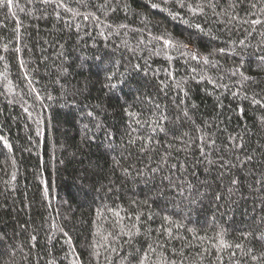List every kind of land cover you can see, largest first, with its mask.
Masks as SVG:
<instances>
[{
  "label": "trees",
  "instance_id": "16d2710c",
  "mask_svg": "<svg viewBox=\"0 0 264 264\" xmlns=\"http://www.w3.org/2000/svg\"><path fill=\"white\" fill-rule=\"evenodd\" d=\"M64 2L81 13L95 12L102 23L98 27L99 22L84 21L83 16L74 19L62 9L58 10L62 19L57 21L55 6H45L37 0H13L10 8L0 6V57H3L0 59V137L11 145L9 150L4 140H0V264H74L77 255L83 264H89L93 233L98 225L110 230L115 220L113 211L121 208L124 209L121 216L144 213L141 219L146 223L141 224V230L150 226L153 237L157 235L155 229L162 224L171 226L163 221L164 214L183 223V228H173L182 239L173 240L167 254L171 256L172 248L183 251V258H172L184 259V264H200L201 260L203 264H221V261L222 264H264V239L257 238L264 234V108L250 102L252 96L264 99V61L259 59L264 53V37L259 35L264 24L258 25L257 31L249 36L245 31H250L248 24L217 23L211 9L205 8L204 16L193 15L179 8L175 0L167 4L164 0H118V3L111 0L109 7L116 6L115 12L97 9L96 5L104 0H87L91 7L78 0ZM186 2L195 6L199 0ZM236 2V12L241 18H256L248 16L255 11L248 7V0ZM152 3L160 8H152ZM125 4L127 9L123 7ZM219 4L226 7L227 0H219ZM220 10L218 7L217 11ZM176 12L179 16L173 19L170 13ZM65 22L72 26L66 27ZM76 23L81 25L79 32L74 27ZM108 23L113 28H104ZM196 23L210 29L211 34L200 32L193 26ZM122 24L128 28L117 29ZM102 28L104 36L99 34ZM116 30L120 35H115ZM160 36L178 42L177 46L170 48L155 39ZM140 40L145 43L139 44ZM241 40L244 45L240 44ZM125 41L137 47L135 54L122 46ZM180 44H187L188 48L183 49ZM221 48L223 53L216 51L209 56ZM192 50L201 57L218 61L221 67L210 68L202 59L192 60L191 56L182 55ZM166 52L174 57L171 62L165 58ZM97 57L111 58L120 64L121 71L128 73L127 85L122 90L108 92L104 87L103 68L107 65L101 66ZM144 59L151 65L147 75L133 70L136 63L143 68ZM241 65L242 71L256 78L255 82L248 81L242 90L249 97L246 100L232 95L240 88L236 81L241 78L231 76L229 70ZM193 67L197 68L196 73L191 71ZM156 69H160L158 75L153 74ZM168 69H173L177 78L189 81V98L179 107L181 97L175 91H161V81L170 79L164 74ZM201 75L211 76L214 81L223 76V81L218 82L228 87L214 88L206 80L196 83L191 79L192 76L200 79ZM146 98L159 103L161 110L166 106L170 118L167 128L175 129L177 136L190 133L195 138V126L182 116V110L187 107L196 125L205 128L216 140L210 158L219 162L223 157L238 163L237 156L243 160L251 155L253 161L228 171L219 163L209 166L199 156L195 144L190 152L172 151L169 162L185 164L189 169L188 173L176 171L172 178L191 180L196 202L174 197L170 191L151 199L168 183L165 180L162 184L164 172L151 180L137 176L136 172L156 167L166 149L157 147L155 152L141 153L139 142L128 145L126 130L130 120L124 112V107L131 104L133 111L143 113L142 121L155 118ZM193 103L195 108L191 107ZM240 107L244 109L243 116L239 114ZM177 115L181 120L172 123ZM230 136H243L244 147L233 150ZM157 138L162 144L183 147L171 135L157 133ZM113 157L119 160L118 166ZM124 169H129L131 176L124 175ZM232 177L241 181L240 191L230 199L222 197L216 201L217 191L227 196ZM258 180L261 184H257ZM197 191L205 193L203 198L197 197ZM134 200L137 205L132 204ZM144 200L150 208L140 203ZM98 210L102 213L99 218ZM150 211L159 215L147 220ZM188 228H195L198 236L209 239H194ZM221 229L232 247L217 252L212 247L216 243L212 238ZM242 233L252 235L246 239ZM69 237L72 247L66 242ZM160 241L166 242L163 234ZM147 243L148 240L140 237L136 246L144 248ZM188 243L192 247H185ZM236 244L243 248H236ZM202 248L209 252L202 253ZM129 250L127 245L119 254L101 249L99 264H121ZM106 255L109 259H105Z\"/></svg>",
  "mask_w": 264,
  "mask_h": 264
},
{
  "label": "snow or ice",
  "instance_id": "6c2138e0",
  "mask_svg": "<svg viewBox=\"0 0 264 264\" xmlns=\"http://www.w3.org/2000/svg\"><path fill=\"white\" fill-rule=\"evenodd\" d=\"M38 3L42 5H49L52 4L55 6V17L57 21L61 20V14L59 9H62L65 12L71 13L72 17L75 19L79 16H83L84 21H89L90 19L93 22H99L97 23V26L99 27L100 23V17L96 15L95 12H87V13H81L79 9H73L72 7L65 4L64 0H37ZM79 3L85 4V6L91 7L87 3V0H78ZM170 0H164V3H169ZM242 3L243 0H240ZM111 3V0H104V3L96 5L97 9L101 12H104L107 9V12H115L117 10L116 6L109 7ZM118 3V0H117ZM175 3L178 5L181 9H186L188 12L192 13L193 15H205V8H209L212 11V14L217 18L215 22L221 23V24H232L233 22H237L239 24H248L250 25V31L249 29H245L247 34L250 36L253 32L257 31V26L264 24V0H248V7L250 9H253L255 11H251L248 13V16H255V19H247V18H241L239 14L236 12V8L238 7V4L236 0H227V6L221 7L219 4V0H199V2L193 6L192 4H189L186 2V0H175ZM13 0H4L3 4H0V6H6V7H12ZM124 9H127L128 5L125 4ZM152 8H160V5L157 3H152ZM220 7L221 10L217 11V8ZM23 11V9H20ZM166 10V9H162ZM107 12L105 14H107ZM173 16V19L177 18L179 16V12L176 13H170ZM224 17H227L225 20ZM185 23H188V21H184ZM66 27H71L70 22H65ZM196 29H198L200 32H208V34H211L210 29H205L201 24L196 23L193 25ZM77 32L80 31L81 25L79 23H76L74 25ZM117 29L120 28H128V25L122 24L119 26H116ZM104 28L111 29L113 28V25L108 23L104 24ZM19 31V29H17ZM101 36H104V30L101 29L100 33ZM115 35H120L119 30L115 31ZM259 35L261 37H264V31H260ZM107 39V37H105ZM156 40H162L164 45H167L170 48H174L177 46L178 42H174L172 39H166L163 36L155 37ZM145 42L143 40L139 41V44H144ZM241 45H244V41H240ZM123 47H125L127 50L131 51L132 53L137 52V47H133L128 44L127 41L123 42ZM179 47L183 49H187V44H180ZM6 50V49H5ZM260 51V49H257ZM17 52L20 51L19 48L16 49ZM216 51H219L220 53L224 52V49H218L213 50V53H209V56H212ZM157 55H159V52H156ZM185 58L188 56H191L192 60H198L202 59L204 65L209 66L210 68H219L221 67L219 65L218 61L210 60L209 56H200L198 51L192 50L191 52H183L182 53ZM165 58L171 62L174 57L169 54L165 53ZM0 59H3V57H0ZM97 59H100L101 66L107 65L103 68L106 76L104 87L108 90V92H116L123 89L124 86L127 85L128 80V73L126 71H121L120 64L113 61L111 58L102 59L100 57H97ZM259 59L261 61H264V53H262L259 56ZM21 67H24V63L21 62ZM151 65L148 62V59H144V67L142 68L139 63H136L133 65L134 71H143L145 75L148 74L147 69L150 68ZM243 65L240 67L234 68L229 70L231 76H237L241 78L240 80L236 81L237 84L240 85V88L237 91L232 92V95L234 98L239 99H249L248 95L246 93H243L242 90L246 86V83L248 81L255 82L256 78L247 75L244 71H242ZM193 73L197 72V68L193 67L191 69ZM201 71H206V69H202ZM160 72V69H156L154 71V75H158ZM167 77L170 79L167 81H161V91L163 90H171L175 91L178 96H180V100L177 104V107H179L180 104H186L187 99L189 98V90H188V79L181 77L177 78L174 74L173 69L165 70L164 73ZM25 76L27 77V73H25ZM191 79L195 81L196 83H204L206 80L208 83L213 84L214 88H227L228 86L219 83L218 81H223L224 77L219 76L217 78V81H214L211 76L208 75H201L200 79H197L196 76H192ZM29 84H31V81H29ZM33 92H35V89H32ZM39 94L37 93V96ZM136 99H139V97H136ZM147 103L151 105L154 109L152 116L155 118H150L146 121H142L140 119L142 112L139 111H133V105L129 104L124 107V112L129 117L130 123L128 125V129L126 130V135L128 137L127 144L131 146H135L138 142L140 143L139 151L141 153L144 152H155L157 150V147H164L166 150L160 155V161L157 164L156 167H147L146 169H140L137 170L136 175L145 177L149 180L153 179L157 175H159L161 172H164V175L161 177V181L163 184V181H168L166 186H161L156 195L154 197H151V199H157L159 197H163L166 191H170L175 196L183 197L185 200H191V202L195 203L196 199L193 198V191L195 189V185L192 183L191 180H188L185 178L184 180H181L179 177L176 178V180H173V175H175L176 171H180L182 173H188L189 169L185 164H180L179 166L176 163H170L169 160L172 156V151H184V152H190L192 151V144L196 145V149L199 152V156L203 157L209 166L216 165L219 163V166L222 168H225L226 170L230 171L232 168H243L245 164L253 161V156L246 155L243 160H240V157L237 156L236 160L238 163H233L232 160L224 159L223 157L220 158V161L218 162L215 159L210 158L211 157V151L216 147V140L212 137V134L206 131L205 128L196 125L195 120L192 119V117L189 115L188 108L185 107L182 110V116L185 120L191 122L195 126V132L197 135L195 138L191 136L190 133H183L182 136H177L175 129H169L165 125L166 123L170 122V118L167 115L166 112V106L165 110H161V105L159 103H155L151 98H146ZM250 102L253 105H259L261 108H264V99H257L255 96H252L250 99ZM192 108H195L196 105L193 103L191 105ZM27 111V109H25ZM239 114L243 116L244 109L242 107L239 108ZM89 115L91 116L92 113L90 112ZM181 120V116L177 115L175 117L174 121H171L172 123H177ZM135 124V126H133ZM87 127V126H85ZM99 127V125H98ZM144 129L145 131H141ZM157 133H163L165 137H168L171 135L172 139L179 140V143L183 145V147H175L171 143L162 144L161 140L157 138ZM111 136V133L108 134ZM184 137H187L188 139L185 140ZM0 140H4L3 137H0ZM229 142L231 144V148L233 150H239L244 147V141L243 136H240L237 138L236 136H230ZM5 145L11 150V145L8 144L6 140H4ZM155 145L156 147H154ZM112 145L109 144V147ZM113 162L117 166L119 165V160H117L115 157H113ZM124 175L131 176V172L129 169L123 170ZM191 175H195V172H192ZM223 175V174H222ZM13 179H15V176L13 175ZM262 180H264V177H262ZM261 180L257 181V184H261ZM230 186L226 189L227 196L225 197V194L222 192L217 191L215 193V200L220 201L222 197L230 199L231 196L235 195L237 192L240 191V184L241 181L237 177H232L230 179ZM197 197L203 198L205 195L204 192L197 191L196 193ZM140 203L144 205H148V201L144 200ZM133 205H137V201H132ZM150 208V205H148ZM121 211H124V209H120V211H113V216L115 217V220L111 222V228L105 229L102 225H98L96 231L93 233V240L91 247V257L92 260L89 261V264H92V261H95V264H99V259L101 256V249H104L106 253H116L119 254L120 251L124 250V246H129L130 250L125 252L124 257L121 260V264H184V259H180L179 261L177 259H174L172 257L180 256L184 257V252L180 251L177 252L175 248L170 249L171 256H169L167 253L169 251V245L171 242L175 239H182L179 235L175 234L173 232V228L180 229L184 227V224L181 222H178L176 220H173L172 217L168 214H164L162 219L167 225H171L169 227H166L164 224L160 226V228L155 229L157 235L155 237L152 236L153 229L151 227H147L144 231L141 230V224H145L146 221L142 220L141 217L144 215V213L137 211L133 214L127 215V216H121ZM154 215H159V213L153 214L151 211L147 214V220H152ZM102 213L98 210L97 211V217H101ZM107 222V221H106ZM63 231V229H61ZM188 232L192 233L194 239H199L201 241L208 240L209 238L207 236H198L195 228H188ZM65 237H68V233H63ZM163 234L165 237L166 242L160 241V235ZM242 235L245 236L247 239L249 236L252 235V233H242ZM225 230L221 229L215 237L212 239L215 240L216 243L212 245L213 248L217 252H220L221 249H228L231 248L232 245L228 243L225 238ZM96 237H99V240L96 239ZM144 237L146 240H148V243L146 247L140 248L137 247L138 238ZM258 239H264V234H262L260 237H257ZM35 235L31 236V240H35ZM70 247H72L71 238L69 237L66 241ZM185 247H192L191 243H188L185 245ZM236 248H243V245L236 244ZM159 249V251H158ZM74 251V249H73ZM209 252V249L202 248V253ZM202 253H197V255H202ZM234 256L235 253H232ZM155 257V259L153 258ZM255 259V257H253ZM105 259H109V257L106 255ZM74 264H83V262L80 260L79 256L77 255L74 259ZM200 264H203V261H200ZM222 264V261H221Z\"/></svg>",
  "mask_w": 264,
  "mask_h": 264
}]
</instances>
